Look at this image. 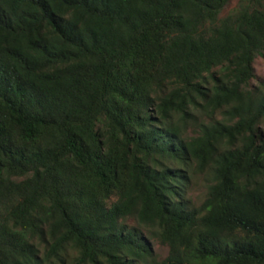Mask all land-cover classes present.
Wrapping results in <instances>:
<instances>
[{
    "label": "trees",
    "instance_id": "16d2710c",
    "mask_svg": "<svg viewBox=\"0 0 264 264\" xmlns=\"http://www.w3.org/2000/svg\"><path fill=\"white\" fill-rule=\"evenodd\" d=\"M232 1L0 0V264H264V0Z\"/></svg>",
    "mask_w": 264,
    "mask_h": 264
},
{
    "label": "rangeland",
    "instance_id": "374dc122",
    "mask_svg": "<svg viewBox=\"0 0 264 264\" xmlns=\"http://www.w3.org/2000/svg\"><path fill=\"white\" fill-rule=\"evenodd\" d=\"M237 4V0H233L231 5L228 7L227 12L232 10ZM255 73L256 78L253 81L254 86H258L260 83L264 82V56L258 57L255 61ZM264 133V128L262 129ZM191 132V131H190ZM193 134V133H191ZM203 177L196 180V183L193 186V191L191 192L195 198L197 203H200L203 199V195L205 193V184L203 182ZM153 250L159 261L165 259L168 256L169 249L166 246L161 245L157 241H151Z\"/></svg>",
    "mask_w": 264,
    "mask_h": 264
}]
</instances>
